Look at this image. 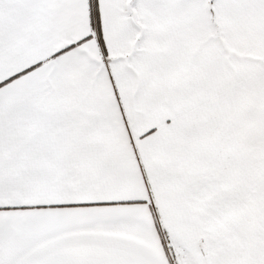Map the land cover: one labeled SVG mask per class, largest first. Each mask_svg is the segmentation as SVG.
<instances>
[{"label": "snow or ice", "instance_id": "1", "mask_svg": "<svg viewBox=\"0 0 264 264\" xmlns=\"http://www.w3.org/2000/svg\"><path fill=\"white\" fill-rule=\"evenodd\" d=\"M0 264H264V0H0Z\"/></svg>", "mask_w": 264, "mask_h": 264}]
</instances>
